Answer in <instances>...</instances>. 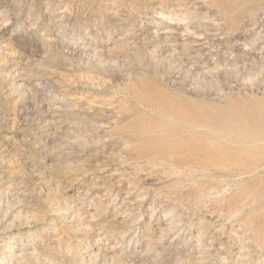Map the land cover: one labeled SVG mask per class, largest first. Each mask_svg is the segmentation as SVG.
Listing matches in <instances>:
<instances>
[{"label": "rangeland", "instance_id": "1", "mask_svg": "<svg viewBox=\"0 0 264 264\" xmlns=\"http://www.w3.org/2000/svg\"><path fill=\"white\" fill-rule=\"evenodd\" d=\"M0 264H264V0H0Z\"/></svg>", "mask_w": 264, "mask_h": 264}, {"label": "bare ground", "instance_id": "2", "mask_svg": "<svg viewBox=\"0 0 264 264\" xmlns=\"http://www.w3.org/2000/svg\"><path fill=\"white\" fill-rule=\"evenodd\" d=\"M174 28V27H173ZM174 31V30H173ZM169 32H171V31H167L166 33H169ZM170 34V33H169ZM217 64V63H216ZM259 135V134H258Z\"/></svg>", "mask_w": 264, "mask_h": 264}]
</instances>
